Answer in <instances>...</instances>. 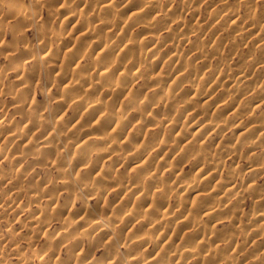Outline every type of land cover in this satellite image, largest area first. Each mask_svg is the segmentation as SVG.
<instances>
[{"label":"rangeland","instance_id":"1","mask_svg":"<svg viewBox=\"0 0 264 264\" xmlns=\"http://www.w3.org/2000/svg\"><path fill=\"white\" fill-rule=\"evenodd\" d=\"M107 1L0 0V264H264V0ZM105 2L111 6L102 8ZM87 27L92 34L80 38ZM123 33L138 47L133 43L122 58L124 44L107 54L111 70L118 67L110 86L92 65L101 48L91 46ZM149 48L158 53L148 57ZM78 67L81 76L73 75ZM64 70L69 77L61 82ZM135 70L141 71L135 79L125 77ZM179 70L188 75L178 83ZM79 76L81 89L73 87ZM153 76L169 80L160 85ZM176 83L181 88L172 98L159 91ZM213 84L212 95L191 100L196 88ZM83 96L104 102L103 112L93 116L77 106ZM207 96L213 107H205ZM137 101L147 108L123 113ZM106 113L128 123L100 148L97 138L115 135ZM212 121L223 125L203 131ZM245 130L251 140L241 135ZM134 150L141 154L135 160L118 157ZM178 177L190 187L175 186ZM216 178L239 192L208 199ZM166 210L176 222L165 221Z\"/></svg>","mask_w":264,"mask_h":264},{"label":"bare ground","instance_id":"2","mask_svg":"<svg viewBox=\"0 0 264 264\" xmlns=\"http://www.w3.org/2000/svg\"><path fill=\"white\" fill-rule=\"evenodd\" d=\"M104 1H106V2H109V1H107V0H104ZM105 2V4L102 6V8H106V7H109V6H111V4L109 5V3H106ZM149 2H150V0H149ZM153 2V1H152ZM102 3H103V1H102ZM15 7H16V4H15ZM13 8H14V6H13ZM18 8V7H17ZM15 9V8H14ZM73 10H75V9H73ZM62 11V10H61ZM60 12V11H59ZM75 12V11H74ZM77 12V11H76ZM29 13V12H28ZM144 14V11L143 10H139L138 11V14ZM235 14V13H234ZM71 17H73L74 15L72 14V15H70ZM69 16V17H70ZM236 16V15H235ZM234 18V17H233ZM66 21H63V23H65ZM86 22V21H85ZM90 24V23H89ZM103 24V23H102ZM88 25V24H87ZM92 25V24H91ZM93 26V25H92ZM95 26V25H94ZM99 26H103V25H99ZM88 29L87 30H84V31H81L80 33H79V37L81 38L83 35H86V36H88L87 34H92V31H91V29H89V27H87ZM91 28V27H90ZM48 34V33H47ZM58 34V36H59V33H57ZM261 34H263V33H261ZM71 36H74V33H73V35H71ZM85 36V37H86ZM124 33H123V36H122V34H118L117 35V37L115 38V39H113V40H111L110 42H107V40H103V39H95V41L93 42V44H92V46H91V49L92 48H94V50L96 49H99V48H101V49H99V51H97L98 53L96 54L97 56L95 57V59H94V61H95V63L94 64H92V65H96L98 68V71H99V76L101 77V78H103V82H105V84L106 83H111L110 84V86H114L113 85V83L115 82L114 80H112V79H110L109 78V76L110 75H112V73L115 71L116 72V70L118 69V67H117V64H116V67H117V69L114 67V70H111V62L112 61H109V55H107L109 52L112 54V53H114L116 50L118 51V47L120 48L121 46L120 45H122V44H124L123 45V48L122 49H120L119 50V54H117V58H119L120 56V58H122V56H123V53H124V50L125 49H127V50H129L130 48H132L133 46H134V44L136 45V43H138L137 42V40H135L134 39V41H133V43L130 45V43H126V38H124ZM67 37V36H66ZM78 37V38H79ZM60 38V37H59ZM62 38V37H61ZM74 38V37H73ZM77 38V39H78ZM124 38V39H123ZM153 38H155V37H153ZM153 38H151V39H153ZM264 38V37H263ZM75 39V38H74ZM71 40V39H70ZM84 40V39H83ZM83 40H80V42H82V44H83ZM156 39H154V41H155ZM158 40V39H157ZM262 40V39H261ZM63 41V40H62ZM148 41H150V40H148ZM152 41V40H151ZM70 42V41H69ZM73 42H74V40H73ZM72 42V43H73ZM79 42V41H78ZM136 42V43H135ZM71 43V42H70ZM85 43V42H84ZM87 43V42H86ZM90 43V42H89ZM126 43V44H125ZM146 43V42H145ZM154 43V42H153ZM79 44V43H78ZM81 44V46L83 47V45ZM88 44V43H87ZM159 44V43H158ZM158 44H156V45H158ZM61 44H59V46H60ZM86 45V44H85ZM139 45V44H138ZM76 46H80V45H75V49H77L76 48ZM80 46V47H81ZM125 46V47H124ZM137 46V45H136ZM159 46V45H158ZM61 47V46H60ZM80 47H79V49H80ZM88 47V46H87ZM138 47V46H137ZM139 47H140V45H139ZM74 48V47H73ZM83 48H86V47H83ZM82 48V50H81V52H83V49ZM155 48H156V46H155ZM68 49V48H67ZM89 49V48H88ZM87 49V50H88ZM54 50V49H53ZM57 50V49H56ZM61 50V49H60ZM70 50V49H69ZM74 49H72V51H73ZM126 50V51H127ZM133 50V49H132ZM136 50V49H135ZM148 50V49H147ZM156 50V49H155ZM52 51V50H51ZM63 51V50H62ZM76 51V50H75ZM153 48H149V50L147 51V54H148V57H149V53H152V54H155L157 51H155L154 53H153ZM67 52V51H66ZM71 52V51H70ZM77 52V51H76ZM76 52H73L74 54L76 53ZM90 52V51H89ZM129 52V51H128ZM53 53H58L59 54V52H55V50L53 51ZM72 53V52H71ZM71 53L69 54L70 55V57L72 58V56L73 55H71ZM72 53V54H73ZM85 53H87L86 52V49H85ZM158 53V52H157ZM50 54H51V52H50ZM50 54H48V55H50ZM61 54V53H60ZM63 54V53H62ZM84 54V53H83ZM125 54H126V52H125ZM66 55V54H65ZM132 55V54H131ZM145 55V54H144ZM178 55V54H177ZM62 56V55H61ZM75 56H76V54H75ZM75 56H74V58H75ZM107 56H108V58H107ZM112 56V55H111ZM115 56V55H114ZM155 56V55H154ZM175 56V55H174ZM60 57V56H59ZM78 57V56H77ZM137 57V56H136ZM140 56H138V58H139ZM177 57V56H176ZM43 58V57H42ZM52 58V57H51ZM54 58V60L56 59L55 57H53ZM73 58V59H74ZM94 58V57H93ZM114 58V57H113ZM141 58V57H140ZM173 58V57H172ZM181 58V57H180ZM44 59V58H43ZM50 59V58H49ZM69 59V57H67V58H65V60H66V64L68 63L69 65H71L70 64V60H68ZM73 59L71 60V61H73ZM78 59V58H77ZM144 59V58H143ZM156 59H159V58H156ZM156 59H155V61H156ZM176 59V58H175ZM182 59V58H181ZM46 60H48L47 58H46ZM45 60V61H46ZM60 60V59H59ZM67 60H68V62H67ZM137 60V59H136ZM184 60V59H183ZM34 61V60H33ZM36 61V60H35ZM45 61H43L44 63H45ZM93 61V62H94ZM142 61H144V60H142ZM146 61V60H145ZM185 61V60H184ZM148 62V61H147ZM152 62V61H151ZM190 62V61H189ZM57 63H58V60H57ZM60 63V62H59ZM72 63V62H71ZM35 64V63H34ZM74 64V63H73ZM72 64V65H73ZM62 65V64H61ZM80 65V64H79ZM148 65V64H147ZM51 66V65H50ZM55 66V65H54ZM57 66H59L58 64H57ZM57 66H55L54 68H56ZM63 66H65V65H63ZM76 66H78V65H76ZM119 66H120V64H119ZM82 67V66H81ZM85 67V66H84ZM84 67H83V69H84ZM58 68V67H57ZM65 68H66V66H65ZM71 67H69V69L68 68H66V70L68 71V70H71L70 69ZM79 68V67H78ZM53 68H51V70H52ZM87 69V68H86ZM96 69V70H97ZM80 68L79 69H77V68H74L73 69V75L74 74H78V75H80ZM48 71V70H47ZM46 71V72H47ZM54 71V70H53ZM62 72V71H61ZM72 72V71H71ZM140 72L141 71H139V70H135L134 72H132V73H130V74H127L125 77L127 78L128 77V79H130V80H133V79H135L137 76H139L140 75ZM148 72H150V71H148ZM179 72H180V70H179ZM178 72V74L176 75L177 77H176V80H177V82L178 81H180V80H183V79H185L186 77H187V73H184V72H180L179 73ZM63 73V72H62ZM87 73H89V72H87ZM98 73V72H97ZM96 73V74H97ZM146 73V72H145ZM151 73V72H150ZM33 74V73H32ZM59 74V73H58ZM61 74V73H60ZM67 74V73H66ZM65 74V70H64V74H63V76L61 75V82H63V80L66 78V77H69V76H64V75H66ZM72 74V73H71ZM142 74V73H141ZM147 74V73H146ZM149 74V73H148ZM147 74V75H148ZM153 74V73H152ZM187 74V75H186ZM72 75V76H73ZM82 75V74H81ZM80 75V76H81ZM98 75V74H97ZM151 75V74H150ZM149 75V76H150ZM79 76V81L76 83V81L75 82H73L72 84H74V83H76V85H73V87L74 86H78V87H80V89H81V87L82 86H84L85 84H83L84 82L82 81V77H80ZM87 76H88V74L86 75V77L85 78H87ZM160 76V75H159ZM159 76H153L151 79H153V81H154V83H156V84H160V85H162L161 83H163V80H167V78H168V76L165 78L164 76L162 77H159ZM244 76V75H243ZM33 77V76H32ZM59 78H60V76H58ZM151 77V76H150ZM71 78V77H70ZM74 78H76V75H75V77ZM113 78V77H112ZM244 78V77H243ZM58 79V78H57ZM242 79V78H241ZM59 80V79H58ZM68 80V79H67ZM71 80V79H70ZM168 80H169V78H168ZM189 80V79H188ZM211 80V79H210ZM66 81V80H65ZM73 81V80H72ZM71 81V82H72ZM88 81V80H87ZM175 81V80H174ZM213 81V80H212ZM211 81V82H212ZM86 82V81H85ZM173 82V81H172ZM184 82V81H183ZM196 82V81H195ZM252 82V81H251ZM179 83V82H178ZM181 83V82H180ZM66 84H68V83H66ZM83 84V85H82ZM89 84V83H88ZM172 84V83H171ZM215 85H216V83H214ZM211 85L210 86V89H208V90H206V91H201V87L200 88H196V86H195V88H196V92L195 93H193L192 95V97H191V100L194 102V101H199L200 99H202L203 98V96H204V92H209L211 95H212V93H214V91L216 90V87H217V85H216V87H215V85ZM70 82H69V87H70ZM82 85V86H81ZM238 85V84H237ZM264 85V84H263ZM260 86V88H259V90H261V91H264V86ZM87 86V85H86ZM86 86H85V90H86ZM104 86V85H103ZM175 86V84H173V89H160L159 91L160 92H162V94L166 97V98H172V96H174V95H176V90L177 89H179V84L177 85V83H176V86ZM179 86V87H178ZM193 86V85H192ZM193 86V87H194ZM207 86V85H206ZM220 86V85H219ZM254 86V85H253ZM69 87H67V88H69ZM72 87V88H73ZM89 87V86H88ZM94 87V86H93ZM117 87H118V85H117ZM171 87V86H170ZM234 87V86H233ZM72 88H70L71 90H73ZM95 88V87H94ZM98 88V87H97ZM103 88V87H102ZM181 88V87H180ZM207 88V87H206ZM251 88V87H250ZM89 89V88H88ZM93 89V88H92ZM91 89V90H92ZM96 89V88H95ZM122 89V88H121ZM191 89V88H190ZM218 89V88H217ZM249 89V88H248ZM252 89V88H251ZM258 89V88H257ZM84 90V89H83ZM91 90H89L90 91V93H91ZM250 90V89H249ZM76 91V90H75ZM87 91V90H86ZM93 91V90H92ZM182 91V90H181ZM181 91H180V93H181ZM190 91V90H189ZM194 91V90H193ZM232 91H234V93H238V92H240L241 91V89H240V87L239 88H235L234 90H232ZM248 91V90H247ZM65 92V91H64ZM69 93H70V91H68ZM72 92V91H71ZM80 92H81V90H80ZM94 92V91H93ZM92 92V93H93ZM192 92V91H191ZM66 93H67V91H66ZM77 92H75V94H76ZM91 93V94H92ZM95 93H97V92H95ZM105 93V92H104ZM232 93V92H231ZM65 94V93H64ZM63 94V95H64ZM68 94V93H67ZM80 94V93H79ZM82 94V93H81ZM80 94V95H81ZM115 94V93H114ZM161 94V95H162ZM74 95V94H73ZM84 95V94H83ZM104 95H106V94H104ZM116 95V94H115ZM114 95V96H115ZM178 95H180V94H178ZM177 95V96H178ZM76 96V98L78 97L77 96V94L75 95ZM85 96H87V95H85ZM114 96H113V98H114ZM117 96H119V94L117 95ZM160 96V95H159ZM67 97V95L65 96V98ZM71 97H72V95H71ZM84 97V96H83ZM110 97H112V96H110ZM208 97V96H207ZM211 96H209L208 98H206L207 100L205 101L206 102V105H205V107L208 105L209 107H210V105L212 106L213 105V100H211L212 98H210ZM73 98V97H72ZM90 98V97H89ZM112 98V99H113ZM160 98V97H159ZM66 99H69V98H66ZM74 99V98H73ZM91 99V98H90ZM94 99V98H93ZM98 99V98H97ZM103 99V98H102ZM109 100V101H111V104L112 103H114V104H116V101L115 100ZM114 99H116V98H114ZM162 99V98H161ZM175 99V98H174ZM61 100V99H60ZM65 100V99H64ZM254 100V99H253ZM105 101V100H104ZM191 101V102H192ZM72 102H74V101H72ZM117 102H118V100H117ZM138 102V101H137ZM134 103V104H132V106H130V107H127L126 106V108H124L123 109V113H126V114H129L130 112L132 113V110H135V109H138V108H141V110H142V108L145 106H147V105H144V104H142L141 102H138V103ZM216 102V101H215ZM65 103V102H64ZM62 104V103H61ZM75 104L77 105V106H80V107H84V109H86L85 107H87L88 109L87 110H89L90 112H91V115H92V113H93V116L94 115H96L97 113H100L101 114V112L100 111H102L103 112V108H105V106H106V104H104V102H101V101H97V100H89L87 97L85 98H82V99H79V100H75ZM113 104V105H114ZM119 104V103H118ZM112 105V106H113ZM120 105H122L121 104V102H120ZM111 106V105H110ZM115 106V105H114ZM124 106V104L121 106V109H122V107ZM144 107V108H145ZM191 107V106H190ZM213 107V106H212ZM107 108H108V106H107ZM110 108H112V107H110ZM114 108V107H113ZM113 108L111 109V110H113ZM118 108V107H117ZM120 108V107H119ZM147 108V107H146ZM206 108H208V107H206ZM75 109H76V107H75ZM81 109H83V108H81ZM219 109V108H218ZM57 110V109H56ZM106 110V109H105ZM111 110H110V113H111ZM120 110V109H119ZM76 111V110H75ZM83 111V110H82ZM81 111V112H82ZM86 111V110H85ZM145 111V110H144ZM202 111V110H201ZM88 112V111H87ZM89 112V113H90ZM106 112V111H105ZM114 113H115V111H113ZM118 112V111H117ZM199 112V111H198ZM203 112V111H202ZM76 113V112H75ZM121 113V112H120ZM119 113V114H120ZM130 113V115H133V114H131ZM107 114V113H106ZM119 114H112V115H108L109 117H107V119H108V122L107 121H105V118H104V121L106 122V123H108V126L110 125L111 127L113 126L114 127V129H113V131H114V134L115 135H113V133H112V135H110L112 138H109V139H106V138H102V137H99V138H97L96 140H95V144H101L100 145V148H102L101 146H102V144H103V146H106L108 143H110V142H112V141H116V138H115V136H117L116 134H118V133H124V131H125V128H126V125H127V123H128V121L126 120V118H124L123 117V115L122 116H120ZM125 114V115H126ZM98 115V114H97ZM77 116V115H76ZM79 116V115H78ZM77 116V117H78ZM85 116V115H84ZM205 116V115H204ZM96 117V116H95ZM76 118V117H75ZM75 118H74V120H75ZM97 118H98V116H97ZM134 118V117H133ZM178 118V117H177ZM58 119V118H57ZM64 119V118H63ZM78 119V118H77ZM76 119V120H77ZM83 119V118H82ZM96 119V118H95ZM94 119V120H95ZM163 119V118H162ZM171 119V118H170ZM75 120V121H76ZM97 120V119H96ZM101 120V119H100ZM58 121H60V120H58ZM67 121V120H66ZM82 121V120H81ZM163 122H164V120H162ZM64 122V121H63ZM72 122V121H71ZM74 122V121H73ZM99 123H101L100 121H98ZM104 122V123H105ZM159 122V121H158ZM59 123V122H58ZM67 123H68V121H67ZM77 123V122H76ZM97 123V122H96ZM102 123H103V121H102ZM101 123V124H102ZM103 123V124H104ZM7 124V123H6ZM60 124H61V121H60ZM64 124H66V123H64ZM63 124V125H64ZM69 124H70V122H69ZM80 124V123H79ZM77 125L78 127L77 128H79V126L80 125ZM157 124V123H156ZM202 124V123H201ZM8 125H10V124H8ZM8 125H6V126H8ZM59 125V124H58ZM72 125V124H71ZM107 125V124H106ZM139 125L141 126V127H143V125L145 126L146 125V122H144V120L143 121H139ZM149 125V124H148ZM223 124L222 123H220V122H210V123H207L206 125H203L201 128H202V130L203 131H205L206 130V128L207 129H212V128H215V129H217L218 130V128H220L221 126H222ZM59 126H61V125H59ZM69 126V125H68ZM55 127H57V126H55ZM62 127V126H61ZM61 127H57V128H60L58 131H60L61 130ZM2 128V127H1ZM56 128V129H57ZM75 128V127H74ZM201 128H199V129H201ZM64 129H65V126H64ZM108 129H109V127H108ZM111 129V128H110ZM205 129V130H204ZM257 129V128H256ZM67 130V129H66ZM251 130H253V129H251ZM64 131V130H63ZM68 131V130H67ZM71 131L73 132V130L71 129ZM199 131V130H198ZM203 131H202V133H203ZM79 132V131H78ZM248 132H249V130H245V131H243V132H241V135H243L244 137H246V138H249V140H251L252 138L251 137H249V136H251V135H248ZM251 132V131H250ZM55 133V132H54ZM67 133V132H66ZM59 134V133H58ZM68 134L70 135V133H67V136H68ZM63 136V135H62ZM61 136V137H62ZM66 135H64V137H67ZM71 136V135H70ZM130 136H131V134H130ZM59 137H60V135H59ZM56 138V137H55ZM69 138V137H68ZM123 138V137H122ZM121 138V139H122ZM52 140H53V138H51ZM89 139V138H88ZM87 139V141H89ZM51 140V141H52ZM61 140H63L62 138H61ZM65 140V139H64ZM112 140V141H111ZM131 140V139H130ZM248 140V141H249ZM87 141H85L84 143H83V146L85 145V146H87ZM93 141V140H92ZM124 141V140H123ZM191 141V143H196L197 141L195 140V139H191L190 140ZM91 142V139H90V141H89V143ZM128 142V141H127ZM130 142V141H129ZM129 142L128 143H125L126 145L128 144L129 145ZM132 142V141H131ZM130 142V143H131ZM245 142V141H244ZM243 142V143H244ZM252 142V141H251ZM81 143V142H80ZM94 143V142H93ZM120 143H122V142H120ZM94 144V145H95ZM156 145H158L157 144V142L155 143ZM252 144H254V141H253V143ZM76 145V144H75ZM91 145H92V142H91ZM187 145V144H186ZM190 145V144H189ZM192 145V144H191ZM78 146V145H77ZM80 146V145H79ZM129 146H131V145H129ZM129 146H128V148H129ZM188 146V145H187ZM81 147V146H80ZM90 147V146H89ZM107 147V146H106ZM75 148V147H74ZM91 148V147H90ZM99 148V147H98ZM184 148V147H183ZM80 149V151L83 149V148H79ZM78 149V150H79ZM85 149V148H84ZM87 149H89V148H87ZM92 149V148H91ZM107 149V148H106ZM121 149H122V146H121ZM130 149V148H129ZM134 148H132V150H133ZM75 150V149H74ZM90 150V149H89ZM100 150V149H99ZM108 150V149H107ZM76 151V150H75ZM84 151H86V150H84ZM91 151V150H90ZM127 151H128V149H127ZM130 151V150H129ZM141 151V150H140ZM230 152L231 151H233V150H229ZM77 152V151H76ZM88 152V151H87ZM123 152V151H122ZM150 153V152H149ZM78 154V153H77ZM89 154V153H88ZM119 154H120V152H119ZM139 152L137 151V150H134V151H131V152H129V153H123V154H121V155H118V157H123L122 159H124V160H135V159H137L138 157H139ZM68 155V154H67ZM87 155V154H86ZM141 155V154H140ZM153 155V154H152ZM152 155H151V157H152ZM66 156V155H65ZM64 156V157H65ZM76 156V155H75ZM81 156V155H80ZM67 157V156H66ZM150 157V158H151ZM167 157V156H166ZM204 156H199V160L200 159H203L204 160V158H203ZM83 158V157H82ZM212 158V157H211ZM78 159H80L79 157H78ZM83 160V159H82ZM150 160V159H149ZM156 160V159H155ZM148 161V160H147ZM140 162V161H139ZM162 162V161H161ZM137 163V162H136ZM146 163V162H145ZM164 163V162H163ZM149 165H150V163H148ZM162 164V163H161ZM152 165V164H151ZM138 166V169L140 168L141 170L143 169V164H141V165H137ZM252 165H250V167H251ZM140 169H139V171L138 172H140ZM203 169V168H202ZM261 169V168H260ZM260 169H259V167L258 168H256V170H255V168H253L252 169V173H256V172H258V171H260ZM213 170H215V169H213ZM150 171V170H149ZM207 171V170H206ZM206 171H204V172H206ZM212 171V170H211ZM235 171V170H234ZM250 171V170H249ZM150 172H152V171H150ZM149 172V173H150ZM141 173V172H140ZM139 173V174H140ZM148 172H147V175L149 174ZM155 174H156V172H154ZM153 173V174H154ZM157 173H158V171H157ZM212 173V172H211ZM213 173H215V172H213ZM212 173V174H213ZM155 174L154 175H152L151 174V178L153 179L154 177H155ZM231 174L232 175H234L235 173H233V172H231ZM215 175V174H214ZM146 176V175H145ZM156 176H157V174H156ZM160 177V176H159ZM158 177V178H159ZM136 178V177H135ZM157 178V177H156ZM218 178V177H217ZM216 178V179H217ZM133 179V178H132ZM148 179V178H147ZM204 179L205 180H209L210 179V176H205L204 177ZM203 179V180H204ZM231 179V178H230ZM140 180V179H139ZM148 180H150V179H148ZM147 180V181H148ZM132 181V180H131ZM121 183V182H120ZM148 185L147 186H151V183H153V181H151V183L148 181ZM155 183V182H154ZM159 183H160V181H159ZM180 184H182V185H184V184H186V186L187 187H190V185H191V182H186L185 180H182L180 177H178V181L175 183V186H181ZM160 185V184H159ZM159 185H157V186H159ZM174 185V184H173ZM146 186V187H147ZM154 186V185H153ZM145 187V188H146ZM194 187V185L191 187V188H193ZM213 187V186H212ZM135 188H137V187H135ZM151 189H152V186L150 187ZM154 188H156V187H154ZM177 188V187H176ZM134 189V188H133ZM138 189V188H137ZM137 189H135L136 191H138ZM168 189V188H167ZM132 190V189H131ZM166 190V189H165ZM169 190V189H168ZM135 191V192H136ZM170 191V190H169ZM169 191H168V193H169ZM147 192V191H146ZM146 192H144V194L142 193L141 194V196H138L137 197V199H144V197H145V194H147ZM234 192H239V189H238V187L236 186V185H233V184H231V182L230 181H228V180H223V179H221V178H219V179H217V181H216V183L214 184V188L211 190V191H209V193H208V199L211 197V196H215V195H219V193H225V194H231V193H234ZM147 196V195H146ZM206 196V195H205ZM216 196V197H217ZM206 197V198H207ZM214 199V198H213ZM181 201L183 200V199H180ZM222 200V199H221ZM137 202V201H136ZM220 202V201H219ZM216 204H217V201H216ZM221 205H222V203H221ZM215 206V205H214ZM213 206V207H214ZM199 207H201V206H199ZM210 208V206H206V207H204V208H202V210L203 209H209ZM212 208V207H211ZM216 209H218V208H216ZM215 209V210H216ZM200 210V209H199ZM201 211V210H200ZM214 212V211H213ZM215 213V212H214ZM212 214V213H211ZM160 215V214H159ZM132 215H130V217H131ZM162 217L165 219V221H167L168 223H173V222H176V215L175 214H173V213H171L169 210L167 211H164L163 213H162ZM257 217L258 218H262L263 217V215L260 213V214H258L257 215ZM187 218V217H186ZM187 219H181V223H183V222H187L186 221ZM192 221V220H191ZM190 220H189V222H191ZM104 222H105V220H104ZM97 224H96V226L97 225H100L101 223H102V220L100 221V220H98L97 222H96ZM193 223H195V222H193ZM197 223H199V222H197ZM196 223V224H197ZM107 227V226H106ZM95 228H97V227H95ZM201 228V227H200ZM204 245V242L202 241L201 243L199 242V246H203ZM193 250H194V248H192V247H190V248H188V249H186V252H189L190 254L193 252ZM207 250L208 251H210L211 252V248H209V247H207ZM147 258V260H149V262H151V260L152 261H154L155 260V258H156V256H154V257H152V258H150V259H148L149 257H146ZM145 258V259H146ZM159 259V258H158ZM158 259H156L155 261H157ZM145 261V260H144ZM147 262V261H146ZM145 263V262H144Z\"/></svg>","mask_w":264,"mask_h":264}]
</instances>
